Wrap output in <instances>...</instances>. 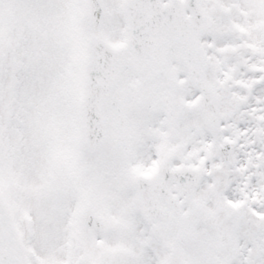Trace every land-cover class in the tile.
<instances>
[{
    "label": "snow or ice",
    "instance_id": "6c2138e0",
    "mask_svg": "<svg viewBox=\"0 0 264 264\" xmlns=\"http://www.w3.org/2000/svg\"><path fill=\"white\" fill-rule=\"evenodd\" d=\"M0 264H264V0H0Z\"/></svg>",
    "mask_w": 264,
    "mask_h": 264
}]
</instances>
